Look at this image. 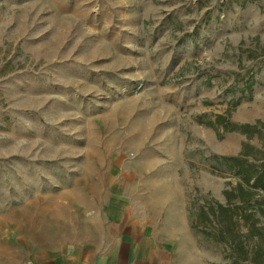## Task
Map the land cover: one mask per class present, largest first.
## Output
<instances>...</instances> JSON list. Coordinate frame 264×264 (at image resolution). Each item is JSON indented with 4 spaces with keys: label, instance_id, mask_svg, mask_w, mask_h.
Returning <instances> with one entry per match:
<instances>
[{
    "label": "rangeland",
    "instance_id": "374dc122",
    "mask_svg": "<svg viewBox=\"0 0 264 264\" xmlns=\"http://www.w3.org/2000/svg\"><path fill=\"white\" fill-rule=\"evenodd\" d=\"M258 121L264 0H0V264L79 240L94 205L70 192L99 170L101 201L129 191L181 258L264 264L262 230L230 250L200 217L239 186L264 207L239 174L264 164ZM57 210L58 235L28 233L29 216Z\"/></svg>",
    "mask_w": 264,
    "mask_h": 264
},
{
    "label": "crops",
    "instance_id": "0c3cea01",
    "mask_svg": "<svg viewBox=\"0 0 264 264\" xmlns=\"http://www.w3.org/2000/svg\"><path fill=\"white\" fill-rule=\"evenodd\" d=\"M81 180L86 184L75 187L70 196L94 206L76 231L80 239L57 246L51 259L39 249L32 256L34 264H194L180 257L174 239L151 223L136 196L121 187L123 195L101 201V170L83 172Z\"/></svg>",
    "mask_w": 264,
    "mask_h": 264
},
{
    "label": "trees",
    "instance_id": "16d2710c",
    "mask_svg": "<svg viewBox=\"0 0 264 264\" xmlns=\"http://www.w3.org/2000/svg\"><path fill=\"white\" fill-rule=\"evenodd\" d=\"M263 130L264 122L261 121H258L255 126L250 128V131H255L252 134L261 135V131ZM244 157H248V155L245 154ZM253 167L257 168L258 171ZM242 168L247 169V171L243 169L239 170V174L244 184L249 186L251 189L262 191L264 193V164L255 167L253 165H249L247 161H242ZM253 173L255 174L253 175ZM252 181L253 183L251 184ZM223 195L228 206L213 203L208 208L207 212L204 211V208L201 209L200 217L203 220L202 226L204 227L207 226V223L211 222L210 217L217 220L220 229L218 230L216 242L228 245L230 250H234L239 247L241 248V245L257 230H262L264 232V225L261 228H255V224L258 222L259 218L255 219L253 217L255 214H258L264 222V207L262 202L255 200L254 194L250 193L249 190H244L243 186H239L238 188H233L231 190H224ZM235 200H239L242 207L232 205ZM240 210H242L241 214L244 216L246 222L249 223V232L246 234H240V229L238 228L240 226L238 224L237 227L235 222V218L239 215ZM197 226L193 228L195 229ZM240 248L238 251H240Z\"/></svg>",
    "mask_w": 264,
    "mask_h": 264
},
{
    "label": "bare ground",
    "instance_id": "6f19581e",
    "mask_svg": "<svg viewBox=\"0 0 264 264\" xmlns=\"http://www.w3.org/2000/svg\"><path fill=\"white\" fill-rule=\"evenodd\" d=\"M58 212L59 210L49 213H38L32 219L29 216L26 222L28 233H31L33 236L39 238L41 236H45V233L50 230V235H54V233L58 235L59 233L57 234V229H59L60 227H66L69 219V216L65 214H59ZM26 218L27 216L25 217V219ZM7 221L9 222V224L16 226L18 231L21 230L22 227L18 225L17 218H15L14 216L7 217ZM2 257L4 258V253Z\"/></svg>",
    "mask_w": 264,
    "mask_h": 264
}]
</instances>
